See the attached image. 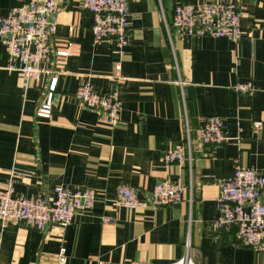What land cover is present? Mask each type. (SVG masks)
Masks as SVG:
<instances>
[{"label":"crops","instance_id":"0c3cea01","mask_svg":"<svg viewBox=\"0 0 264 264\" xmlns=\"http://www.w3.org/2000/svg\"><path fill=\"white\" fill-rule=\"evenodd\" d=\"M29 0H0V19ZM230 3L240 6L237 44L221 38L179 35L173 28L180 6ZM131 43L118 73L115 47L93 46V17L81 0H65L58 15L50 62L58 74L28 84L10 71L0 41V191L14 172V197L51 199L56 187L73 193L95 191L94 209L66 227L46 231L24 224L0 225V264H172L185 256L190 239L197 264H264V254L237 246L234 232L216 229L220 182L237 165L264 177V0H128ZM168 26V27H167ZM68 43L66 59L57 57ZM91 75L101 93L117 90L120 125L82 107L75 94L82 76ZM121 75L126 82L118 79ZM253 82V95L237 94L235 84ZM49 112L39 116L43 107ZM219 117L238 143L200 147L203 121ZM191 141L190 172L168 165L164 155ZM180 179L188 191L183 202L153 206L155 186ZM127 187L145 204L134 210L116 206L117 191ZM113 201V202H112ZM116 220V225L103 223Z\"/></svg>","mask_w":264,"mask_h":264},{"label":"built area","instance_id":"2783aa9c","mask_svg":"<svg viewBox=\"0 0 264 264\" xmlns=\"http://www.w3.org/2000/svg\"><path fill=\"white\" fill-rule=\"evenodd\" d=\"M65 0H29L21 7L13 8L8 16L0 19V41L7 49L10 71L20 73L27 86L34 81L48 79L54 83L58 74L53 70L50 58L55 56L54 39L58 28V15L63 10ZM83 12L93 17V46L115 47L113 55L119 56L115 63L118 73L122 70L125 49L131 43V23L129 21L128 0H81ZM243 9L234 4L216 3L186 5L174 10L172 28L182 36L212 37L227 39L237 44L246 34L241 30ZM168 27V26H167ZM73 45L57 53V57L70 56ZM91 75L82 76L76 91V98L83 106L98 111L101 122L110 128L120 125L122 103L117 90L101 93ZM118 79L126 80L118 75ZM232 90L237 94L253 95L257 87L253 82L235 84ZM45 108V109H44ZM39 116H47L44 106ZM264 130L260 121L253 123V132ZM227 135L226 125L219 117L205 119L198 132L200 147H221L238 143ZM192 147L189 137L185 144L167 152L163 160L168 165L189 168L190 197L192 203ZM17 175L13 172L4 190L0 191V225L3 228L24 224L27 227L46 231L53 226L66 228L75 217L90 213L96 204L97 193L84 191L73 193L63 187H56L54 196L45 200L40 197H14ZM188 188L180 179L166 178L154 191L155 204L169 207L183 202ZM113 202V201H112ZM116 206L135 209L138 206L133 191L120 189ZM219 217L216 229L221 232H234L233 242L240 247L249 248L264 254V177L255 169L237 165L233 177L220 182L217 198ZM103 223H113L103 218ZM64 250L59 255V263L65 264ZM128 264H152L132 261ZM172 264H197L194 260L190 239L185 244V256Z\"/></svg>","mask_w":264,"mask_h":264},{"label":"bare ground","instance_id":"6f19581e","mask_svg":"<svg viewBox=\"0 0 264 264\" xmlns=\"http://www.w3.org/2000/svg\"><path fill=\"white\" fill-rule=\"evenodd\" d=\"M93 24H94V22H93ZM92 27H93V26H92ZM91 30H92V29H91ZM92 35H93V33H92ZM93 39H94V37H93ZM79 102H80V104L82 105V107H84V106H83V103H82L80 100H79ZM84 108H86V107H84ZM112 129H115V128H112ZM163 181H164V180H163ZM163 181H161V182H163ZM161 182H159V183L155 186L154 191H155L156 187H157ZM120 189H129V188L124 187V186L120 187V188L118 189V191H117V196H116V199H117V200H118V198H119V190H120ZM129 190H131V189H129ZM131 191H133V190H131ZM154 191H153V206L159 208V207L155 204ZM133 193H134L135 198H136V201H137V203H138V206H137L135 209H137V208H139V207H145V206H146L145 204L140 203V202L137 200L136 193H135L134 191H133ZM120 207H123V206H120ZM123 208L128 209V208H126V207H123ZM129 210H134V209H129ZM112 220L115 221V224H113V223H105V224L116 225V224H117L116 220H114V219H112Z\"/></svg>","mask_w":264,"mask_h":264}]
</instances>
